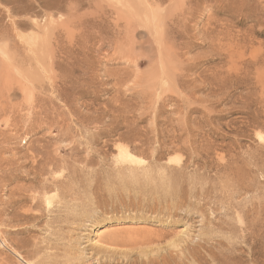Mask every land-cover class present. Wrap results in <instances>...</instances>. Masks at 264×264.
Segmentation results:
<instances>
[{"label": "rangeland", "instance_id": "obj_1", "mask_svg": "<svg viewBox=\"0 0 264 264\" xmlns=\"http://www.w3.org/2000/svg\"><path fill=\"white\" fill-rule=\"evenodd\" d=\"M258 133L264 0H0V264H264Z\"/></svg>", "mask_w": 264, "mask_h": 264}, {"label": "bare ground", "instance_id": "obj_2", "mask_svg": "<svg viewBox=\"0 0 264 264\" xmlns=\"http://www.w3.org/2000/svg\"><path fill=\"white\" fill-rule=\"evenodd\" d=\"M123 1V0H122ZM54 2V1H53ZM55 2H57V1H55ZM52 3V2H51ZM50 3V4H51ZM59 3V2H58ZM56 4V3H55ZM52 5V4H51ZM58 5V4H57ZM53 6H54V3H53ZM128 9V8H127ZM50 23V22H49ZM143 23V22H142ZM53 24V23H52ZM37 25V24H36ZM59 25V24H58ZM52 26V25H51ZM150 27V26H149ZM40 28V27H39ZM47 35V34H46ZM33 38V37H32ZM34 38H36V37H34ZM28 41V40H27ZM29 44V43H28ZM29 47V46H28ZM37 62V61H36ZM257 137H258V140L259 141H261V142H264V135L263 134H260V133H258V135H257ZM119 157H120V159L122 160V162H124L125 164H129L130 166H138V165H141V164H145L146 163V161L145 160H142V159H140V158H138V157H136L135 155H133L132 154V152H130V150L128 149V148H125V147H119ZM4 159V158H3ZM4 162V161H3ZM6 163L7 162H5V163H3V164H1L2 165V169H1V181H2V183H3V185L4 186H7V183H8V178H7V165H6ZM16 163H12V164H10V166H12V167H17L16 165H15ZM17 165H18V163H17ZM36 165V164H35ZM19 166V165H18ZM21 167V166H20ZM35 167V166H34ZM22 168V167H21ZM16 170V169H15ZM46 170V169H45ZM18 171V170H17ZM43 172H44V170H43ZM38 173V172H37ZM40 173H42V172H40ZM56 174V173H55ZM13 176H14V174H12ZM40 176H42V174L40 175ZM60 176V175H59ZM55 177V176H54ZM12 180V179H11ZM56 180V179H55ZM13 181V180H12ZM34 181H36L35 179H34ZM39 181V180H38ZM40 181H41V179H40ZM57 181V180H56ZM60 181V180H59ZM58 182V181H57ZM165 182V181H164ZM41 183V188L43 189V190H46V189H48V188H50L51 187V185H48V184H46L45 182H40ZM55 185H56V183H55ZM24 188V187H23ZM26 188V187H25ZM30 189V188H29ZM31 190H33V189H31ZM42 190V191H43ZM28 191V190H27ZM33 191H35V190H33ZM37 191V190H36ZM35 191V192H36ZM41 191V190H40ZM30 194V193H29ZM32 194V193H31ZM38 194H40V192L38 191ZM33 195V194H32ZM35 195V194H34ZM33 197V196H32ZM40 197V196H39ZM39 197H33V201H31V208H42V203L40 202V199H39ZM45 198V197H44ZM52 199H53V197H51ZM45 199H47V206H49L50 205V199L49 198H45ZM51 199V200H52ZM27 200V199H26ZM31 200V199H30ZM23 201V200H22ZM21 203V202H20ZM45 205V204H44ZM53 206V205H52ZM51 206V207H52ZM44 207V206H43ZM54 209V208H53ZM49 210V209H48ZM38 217V216H37ZM41 217V216H40ZM104 230V229H103ZM104 232H106V231H104ZM134 232V231H133ZM102 233H103V231L101 230L100 231V229H96V231H95V235H94V237H93V239H92V243H93V246H95V247H97L98 248V250L100 251V250H107V249H109V247H111V245H113V243L111 244V239L108 237V235H107V238H109V239H107V238H105V237H103L102 236ZM103 234H105V233H103ZM138 234H140V233H138ZM137 234V235H138ZM131 235V234H130ZM129 235V236H130ZM134 235V234H133ZM141 235V234H140ZM110 236V235H109ZM115 237V236H114ZM120 237V236H119ZM122 237V236H121ZM131 237V236H130ZM111 238H113V237H111ZM117 238V237H116ZM143 238V237H142ZM116 240V239H115ZM130 240H132V239H130ZM133 240H134V238H133ZM132 240V241H133ZM138 239H136V241H137ZM113 242V241H112ZM117 242H119V241H117ZM146 243V242H145ZM115 245H118V246H120L121 247V245H119V244H116V243H114ZM113 248V247H112ZM119 248V247H118ZM115 249V248H114ZM120 249V248H119ZM108 251H110V250H108ZM108 251H106V252H108ZM102 253V252H101ZM24 260V259H23ZM24 262V264H32V263H30V262H28V261H23Z\"/></svg>", "mask_w": 264, "mask_h": 264}]
</instances>
